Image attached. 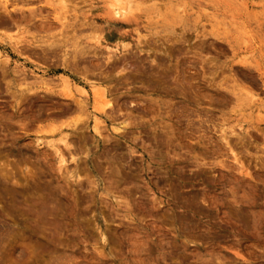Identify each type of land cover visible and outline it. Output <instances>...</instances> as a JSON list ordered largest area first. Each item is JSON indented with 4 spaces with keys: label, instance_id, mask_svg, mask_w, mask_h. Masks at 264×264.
Instances as JSON below:
<instances>
[{
    "label": "rangeland",
    "instance_id": "1",
    "mask_svg": "<svg viewBox=\"0 0 264 264\" xmlns=\"http://www.w3.org/2000/svg\"><path fill=\"white\" fill-rule=\"evenodd\" d=\"M133 1L0 0V264H264V0Z\"/></svg>",
    "mask_w": 264,
    "mask_h": 264
},
{
    "label": "bare ground",
    "instance_id": "2",
    "mask_svg": "<svg viewBox=\"0 0 264 264\" xmlns=\"http://www.w3.org/2000/svg\"><path fill=\"white\" fill-rule=\"evenodd\" d=\"M110 1V7H111V9H112V12H113V14H114V16H116V17H122V16H125L126 14H128V13H130L131 11H132V9L134 8V5H135V2L133 1V0H109ZM144 1H146V0H144ZM140 42V41H139ZM126 46V45H125ZM129 46V45H128ZM130 48V47H129ZM110 58V57H109ZM122 59V58H121ZM43 82H46V81H43ZM48 84H50V83H48ZM61 89H62V91L63 92H66L67 93V95H69L70 94V92H71V88H70V84H69V81L67 80V78H65V77H61ZM80 90V92L82 93V94H85V91L83 90V88L82 89H79ZM93 92H96L95 90H93ZM65 96H66V94H65ZM99 97H100V99H101V101H102V103L100 104V103H98V104H100L99 106H98V110L100 111V112H104V110L106 109V108H109L111 105H110V101H108L107 99H106V96H105V93H104V91L103 90H100V92H99ZM78 108H79V106H78ZM106 114V113H105ZM128 124V123H127ZM126 124V125H127ZM129 125V124H128ZM127 125V126H128ZM97 128L98 127H95L94 126V132H96V134L98 133V135H99V132H98V130H97ZM126 129V128H125ZM115 131V130H114ZM116 131H120V129L119 128H117L116 129ZM121 132V131H120ZM122 133V132H121ZM100 136V135H99ZM101 137V136H100ZM122 137V136H121ZM56 152L58 153V155H59V152H58V150L56 149ZM60 155H61V152H60ZM64 159H63V155L62 156H60V163L61 164H64Z\"/></svg>",
    "mask_w": 264,
    "mask_h": 264
}]
</instances>
